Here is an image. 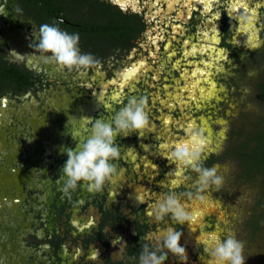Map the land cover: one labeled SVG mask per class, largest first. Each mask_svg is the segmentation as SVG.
Returning a JSON list of instances; mask_svg holds the SVG:
<instances>
[{
  "label": "rangeland",
  "instance_id": "1",
  "mask_svg": "<svg viewBox=\"0 0 264 264\" xmlns=\"http://www.w3.org/2000/svg\"><path fill=\"white\" fill-rule=\"evenodd\" d=\"M168 1L121 3L125 11L144 14L150 24L148 39L141 43L143 57L132 64L126 82L124 78L104 82L101 68L92 75L78 71L75 82L84 88L83 93L95 91L93 110L78 111L73 104L56 105L50 100L42 106L31 99L3 113L0 264H102L109 255L122 260L124 239L134 233L137 224L151 226L148 233L154 236L164 227L182 226L173 224L170 218L155 222L151 205L161 192L195 191L191 185L197 173L191 168L177 170L167 155L180 136L186 138L189 129L198 130L206 141L203 160L215 154L214 165L227 163L233 167L224 187L208 193L206 205L183 197L185 206L196 216L190 226H182L180 243L186 249L187 264H203L206 260L197 237L209 232L222 237L235 234L245 242V264H264V230L249 227L263 211L258 205L260 177L244 178L239 161L230 154L264 116L256 93L264 74V0H209V6L204 0H198V6L180 0L171 9ZM235 5L240 9L234 10ZM244 5L254 15L247 27L236 18L244 13ZM131 96L147 98L149 127L142 136L133 133L116 137L121 148L117 175L102 191L82 184L71 196L66 195L60 171L67 155L61 153V147L75 148L72 135L79 136L90 127L86 120L75 130L72 117L108 118ZM182 177L191 179L173 183ZM104 195L107 208L126 217L124 231L106 225L105 231L113 235L110 252L98 244L88 249L82 245V238L99 223L96 202ZM242 195L244 199H239ZM86 205L87 213L83 211ZM54 235L63 240L57 254L48 242ZM165 264L182 262L169 254Z\"/></svg>",
  "mask_w": 264,
  "mask_h": 264
},
{
  "label": "clouds",
  "instance_id": "2",
  "mask_svg": "<svg viewBox=\"0 0 264 264\" xmlns=\"http://www.w3.org/2000/svg\"><path fill=\"white\" fill-rule=\"evenodd\" d=\"M16 11L22 12V9L17 7ZM237 18L248 19L246 14H240ZM79 42V32H68L55 23H43L39 26L38 35L29 44L32 52L22 54L11 49L6 58L9 62L26 61L35 69L47 65L55 67L58 71L86 70L95 65L97 60L92 53L82 52ZM72 118L75 130L78 131L86 120L90 127L79 136L71 134L76 141L75 148L61 147V153L67 155L60 171L64 178L63 191L71 196V192L82 184H87L94 191H102L117 175L116 161L121 157V148L116 143V137H127L133 133L142 136L149 127L147 98L129 97L127 103L108 118ZM205 144L206 141L198 130L189 129L186 138L175 143L167 154L169 162L174 164L177 170L191 168L197 173L191 185L195 191L161 192L151 205L155 222H165L166 218H170L173 224L190 226L196 221V216L185 206L183 197L206 205L209 202L208 193L218 192L224 187L233 166L227 163L223 166H205ZM221 167L223 171L220 170ZM189 179L191 177H182L175 183L180 184ZM239 199H244V196ZM181 237L182 232L172 226L160 229L155 236L147 233L142 239L154 243L142 244L137 264H165L169 254L178 258L182 264H187L188 257L185 247L180 243ZM197 243L203 244L206 254V260H202L203 264H245V242L235 234L222 237L217 232H209L203 238L198 236ZM120 251L119 248L118 252ZM118 252L113 253V256Z\"/></svg>",
  "mask_w": 264,
  "mask_h": 264
},
{
  "label": "flooded vegetation",
  "instance_id": "3",
  "mask_svg": "<svg viewBox=\"0 0 264 264\" xmlns=\"http://www.w3.org/2000/svg\"><path fill=\"white\" fill-rule=\"evenodd\" d=\"M17 7L22 12H17ZM43 23H55L68 32H79L81 51L92 53L97 60L85 71L92 75L96 68H101L105 74L104 82L112 78L121 80L123 75L132 73V64L143 57L141 43L147 42L150 27L144 14L125 11L118 0H3L0 5V119L8 109L15 110L19 104L31 99L42 106L50 100L56 105L66 102L73 104L78 111L94 109L95 91L91 89V94H84V88L75 82L79 69L64 70L67 73L64 76L54 71L53 66L35 69L26 61L9 62L6 58L11 49L22 54L32 52L29 44L38 35L39 26ZM224 23L225 29V20ZM224 44L230 47L226 41ZM56 89L65 91L67 96L64 93L56 94ZM182 139L180 136L177 142ZM216 156H208L203 160L204 165L213 166ZM106 203V195L96 202L100 220L97 227L82 238L85 249L98 244L101 249L110 252L113 235L105 231L106 225L111 224L116 231L125 230L124 214L108 209ZM83 209L89 212L88 205ZM151 228L146 224H137L134 233L124 239V258L113 260L109 255L102 264H137L142 244L148 243L142 238ZM175 228L183 235L182 226ZM48 242L57 254L63 240L54 235Z\"/></svg>",
  "mask_w": 264,
  "mask_h": 264
},
{
  "label": "trees",
  "instance_id": "4",
  "mask_svg": "<svg viewBox=\"0 0 264 264\" xmlns=\"http://www.w3.org/2000/svg\"><path fill=\"white\" fill-rule=\"evenodd\" d=\"M257 99L264 107V74L257 88ZM246 140L232 148L231 155H234L242 168V176L253 180L257 177L260 181L261 194L258 205L263 207V211L255 216L249 223L253 230H264V116L261 117L253 127V130L245 133Z\"/></svg>",
  "mask_w": 264,
  "mask_h": 264
},
{
  "label": "bare ground",
  "instance_id": "5",
  "mask_svg": "<svg viewBox=\"0 0 264 264\" xmlns=\"http://www.w3.org/2000/svg\"><path fill=\"white\" fill-rule=\"evenodd\" d=\"M119 2H121V3H126V2H128L129 0H118ZM178 1H180V0H169L168 1V3H169V9H171L172 8V6H173V4L174 3H176V2H178ZM186 1H188V4L189 3H191L192 5H195V6H198V5H200L199 3H197V1L198 0H186ZM205 1V3H206V5L207 6H209V0H204ZM135 3V2H134ZM154 3V2H153ZM130 4V3H129ZM157 4V3H156ZM188 4H187V6H188ZM166 5V4H165ZM153 6V5H152ZM242 6V5H241ZM135 7V6H134ZM186 7V6H185ZM132 8H133V6H132ZM206 9V7H203V9ZM238 9H240V5H235L234 6V10H238ZM243 10V9H242ZM183 12V11H182ZM188 12V11H187ZM190 12V11H189ZM252 12H253V10L250 8V7H248V6H245L244 5V13L247 15V17H248V19L247 20H243L242 18L241 19H239V21H241V22H245V27H247L251 22H252V18H254V15L252 14ZM243 13V14H244ZM173 14V13H172ZM234 15V14H233ZM180 16V15H179ZM190 16V15H189ZM237 18V17H236ZM201 71V70H200ZM129 73V72H128ZM196 73V72H195ZM131 76V74H126V75H123L122 76V78H124L123 80H125V82L129 79V77ZM198 87V86H197ZM191 237V236H190Z\"/></svg>",
  "mask_w": 264,
  "mask_h": 264
},
{
  "label": "snow or ice",
  "instance_id": "6",
  "mask_svg": "<svg viewBox=\"0 0 264 264\" xmlns=\"http://www.w3.org/2000/svg\"><path fill=\"white\" fill-rule=\"evenodd\" d=\"M179 174H180L179 172L176 173V175H179ZM173 183H175V181H173Z\"/></svg>",
  "mask_w": 264,
  "mask_h": 264
},
{
  "label": "water",
  "instance_id": "7",
  "mask_svg": "<svg viewBox=\"0 0 264 264\" xmlns=\"http://www.w3.org/2000/svg\"><path fill=\"white\" fill-rule=\"evenodd\" d=\"M2 1H3V0H0V5L2 4ZM120 3H121V2H120Z\"/></svg>",
  "mask_w": 264,
  "mask_h": 264
}]
</instances>
